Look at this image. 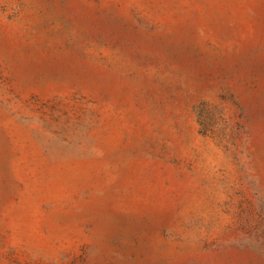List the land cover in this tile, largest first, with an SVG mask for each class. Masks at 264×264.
Wrapping results in <instances>:
<instances>
[{"label":"rangeland","instance_id":"1","mask_svg":"<svg viewBox=\"0 0 264 264\" xmlns=\"http://www.w3.org/2000/svg\"><path fill=\"white\" fill-rule=\"evenodd\" d=\"M0 264H264V0H0Z\"/></svg>","mask_w":264,"mask_h":264}]
</instances>
